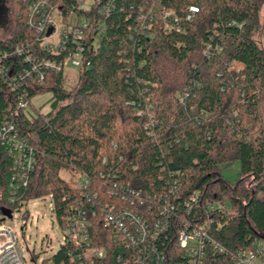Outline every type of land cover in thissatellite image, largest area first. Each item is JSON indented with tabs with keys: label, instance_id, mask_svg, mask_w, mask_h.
<instances>
[{
	"label": "trees",
	"instance_id": "1",
	"mask_svg": "<svg viewBox=\"0 0 264 264\" xmlns=\"http://www.w3.org/2000/svg\"><path fill=\"white\" fill-rule=\"evenodd\" d=\"M38 1L11 0L16 28L0 40V51L25 45L36 58L62 63L77 44L70 40L60 56L42 51L27 26L29 6ZM47 4L60 10L64 23L71 13L87 23L82 66L68 92L62 91L63 71L50 72L43 84L29 82V106L38 94H53L46 115L16 112L18 93L0 82V119L13 121L40 151L22 202L0 199V216L3 208L49 197L63 227L84 192L106 205L116 200L107 195L116 188L142 192L155 212L161 196L176 187L178 194L170 195L176 205L201 195L204 209L185 217L203 223L210 215V234L223 246L248 252L264 242V47L253 36L264 0H97L89 10L76 0ZM9 61L29 68L23 58ZM233 162L241 179L230 183L222 170ZM10 170L0 148V191ZM83 178L88 185L79 188ZM91 230L95 245L112 248L99 218ZM171 249L174 262L184 260L176 243ZM70 251L61 244L42 264H79ZM210 257L214 264L227 262Z\"/></svg>",
	"mask_w": 264,
	"mask_h": 264
},
{
	"label": "built area",
	"instance_id": "2",
	"mask_svg": "<svg viewBox=\"0 0 264 264\" xmlns=\"http://www.w3.org/2000/svg\"><path fill=\"white\" fill-rule=\"evenodd\" d=\"M47 2L48 0H41L30 4L27 26L37 34L39 46L47 54L60 56L69 50L70 40L75 42L78 51L68 58H74L75 64L81 68L80 40L88 27L87 23L75 13H71L67 23H64L60 10ZM76 2L79 9L89 10L83 0ZM190 11L197 12L194 8H190ZM72 15L76 17V23L69 21ZM55 16L61 19L63 28H60ZM191 19L192 16L187 17L188 21ZM49 29H53L50 35L47 34ZM29 44L27 42L26 46L29 47ZM25 48V45H17L14 53L0 51V82L18 93L16 112L26 111L30 105L27 92L29 82L45 83L50 72L63 71L65 60L68 59L62 63L39 59ZM10 57L14 60L23 58L29 68L17 69V65L8 62ZM0 148L11 160V183L4 192V198L13 206L22 202L24 193L29 188L31 176L38 166L40 151L21 134L13 121L6 119H0ZM87 185V179L83 178L79 188ZM177 194L176 187L169 194L164 193L160 198L162 203L153 212L143 193L131 188L108 190L107 195L111 200H116L106 205L96 203L97 195L92 197L84 192V199L74 207L72 215L64 220V241L61 244L71 246L72 251L68 253V257L79 264H214L211 254L227 259L225 264H253L258 258L264 260V242L255 244L248 252L231 250L210 234L208 223L213 220L210 215L205 221H201L203 223L190 222L186 215H191L194 209H204L201 195L194 192L184 205H176L170 201V197ZM205 209L209 213L213 206L207 204ZM11 211L13 215L15 210ZM2 217L1 215L0 264H28L17 235L8 224L10 219L2 222ZM96 217L109 233L110 250L93 242L91 228ZM174 243L183 251V261H173L171 248Z\"/></svg>",
	"mask_w": 264,
	"mask_h": 264
},
{
	"label": "rangeland",
	"instance_id": "3",
	"mask_svg": "<svg viewBox=\"0 0 264 264\" xmlns=\"http://www.w3.org/2000/svg\"><path fill=\"white\" fill-rule=\"evenodd\" d=\"M88 7L92 6L97 0H83ZM59 21L60 28H63L61 19L55 16ZM71 23H76L77 19L72 15L69 19ZM264 10L261 16V27L254 31L255 41L264 47ZM16 28V22L13 17L11 0H0V40H7ZM74 58L65 60L63 67V90L68 92L73 89L77 83L80 67L75 64ZM53 94L45 92L38 94L32 99V106H29L25 113L29 117H35L39 113L46 115L51 111V99ZM61 177L67 179L68 174L61 172ZM222 175L230 183L237 182L241 179L239 162H233L225 166ZM11 183L10 175L7 178V186ZM0 199L3 200L4 192L0 191ZM12 230L18 238V243L24 253L28 264H42L43 260L49 258L59 249L60 244L64 241L62 227L54 218L52 204L49 197L45 199L36 197L30 199L22 206L20 210H15L13 219L8 221ZM32 253L38 255L34 262L31 259ZM253 264H264V260L258 258Z\"/></svg>",
	"mask_w": 264,
	"mask_h": 264
},
{
	"label": "water",
	"instance_id": "4",
	"mask_svg": "<svg viewBox=\"0 0 264 264\" xmlns=\"http://www.w3.org/2000/svg\"><path fill=\"white\" fill-rule=\"evenodd\" d=\"M53 29H49L48 30V35H50L52 33ZM1 215L3 216L2 217V222L6 221V219H12L13 218V215H12V211L10 209H7V208H3L1 210Z\"/></svg>",
	"mask_w": 264,
	"mask_h": 264
}]
</instances>
